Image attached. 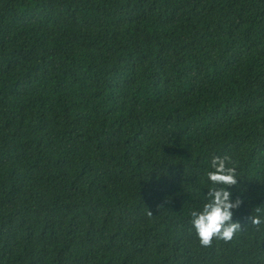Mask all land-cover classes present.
Masks as SVG:
<instances>
[{
	"label": "trees",
	"instance_id": "16d2710c",
	"mask_svg": "<svg viewBox=\"0 0 264 264\" xmlns=\"http://www.w3.org/2000/svg\"><path fill=\"white\" fill-rule=\"evenodd\" d=\"M0 264H264V0H0Z\"/></svg>",
	"mask_w": 264,
	"mask_h": 264
},
{
	"label": "clouds",
	"instance_id": "9594fccd",
	"mask_svg": "<svg viewBox=\"0 0 264 264\" xmlns=\"http://www.w3.org/2000/svg\"><path fill=\"white\" fill-rule=\"evenodd\" d=\"M225 158L214 157L212 166L214 172L208 174L213 184L233 186L236 184L235 169L226 168ZM211 203L205 204L203 211L192 213V224L196 231L201 246H209L212 239L219 238L225 241L232 239L240 224L232 222V209L239 206L240 200L235 203L230 201V193L225 190L211 191ZM253 225H259V218H250Z\"/></svg>",
	"mask_w": 264,
	"mask_h": 264
}]
</instances>
